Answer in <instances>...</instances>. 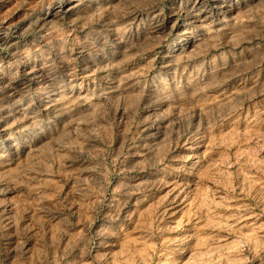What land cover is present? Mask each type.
<instances>
[{
	"label": "rangeland",
	"instance_id": "obj_1",
	"mask_svg": "<svg viewBox=\"0 0 264 264\" xmlns=\"http://www.w3.org/2000/svg\"><path fill=\"white\" fill-rule=\"evenodd\" d=\"M86 1L0 0V264H264V0Z\"/></svg>",
	"mask_w": 264,
	"mask_h": 264
},
{
	"label": "bare ground",
	"instance_id": "obj_2",
	"mask_svg": "<svg viewBox=\"0 0 264 264\" xmlns=\"http://www.w3.org/2000/svg\"><path fill=\"white\" fill-rule=\"evenodd\" d=\"M84 1H85V0H84ZM87 1H88V0H87ZM87 1H86V2H87ZM93 1H94V0H93ZM100 1H101V0H100ZM206 1H207V0H206ZM216 1H217V0H216ZM64 3H65V2H64ZM95 3H96V2H95ZM102 3H103V2H102ZM217 3H218V2H217ZM227 3H229V2H227ZM83 4H84V3H83ZM83 4H82V5H83ZM85 4H86V3H85ZM90 4H91V3H90ZM90 4H88V5H90ZM108 4H109V3H108ZM200 4H201V3H200ZM220 4H221V3H220ZM224 4H225V3H224ZM224 4H223V5H224ZM229 4H230V3H229ZM64 5H65V4H64ZM75 5H77V4H75ZM88 5H87V6H88ZM104 5H105V4H104ZM198 5H199V4H198ZM217 5H218V4H217ZM84 6H86V5H84ZM221 6H222V5H221ZM227 6H228V5H227ZM216 7H217V6H216ZM219 7H220V6H219ZM63 8H64V7H63ZM201 8H202V7H201ZM70 9H71V8H70ZM76 9H77V8H76ZM221 9H222V8H221ZM219 10H220V9H219ZM226 10H227V9H226ZM202 11H203V10H202ZM232 11H233V10H232ZM58 12H59V11H58ZM73 12H74V11H73ZM76 12H77V11H76ZM197 12H199V11H197ZM211 12H212V11H211ZM74 13H75V12H74ZM195 13H196V11H195ZM223 13H224V12H223ZM3 14H4V13H3ZM196 14H197V13H196ZM196 14H195V15H196ZM208 14H209V13H208ZM193 15H194V14H193ZM206 15H207V14H206ZM200 20H201V19H200ZM185 54H186V53H185ZM186 55H187V54H186ZM184 57H185V56H184ZM166 61H167V60H166ZM32 75H33V74H32ZM29 78H30V76H29ZM56 90H57V89H56ZM59 93H60V92H59ZM49 95H50V94H49ZM47 97H48V96H47ZM55 97H56V96H55ZM53 100H54V99H53ZM51 101H52V100H51ZM20 102H21V100H20ZM20 102H18V103H20ZM22 102H23V101H22ZM22 102H21V103H22ZM49 103H50V102H49ZM15 105H17V104H15ZM170 196H171V195H170ZM176 198H177V197H176ZM218 226H219V224H218ZM261 226H262V225H261ZM215 227H216V226H215ZM258 227H259V226H258ZM253 229H254V227H253ZM250 230H252V229H250ZM254 230H256V229H254ZM243 234H244V233H243ZM240 235H241V233H240ZM256 235H257V234H256ZM245 237H246V236H245ZM256 237H257V236H256ZM240 240H242V239H240ZM240 240H238V242H239ZM208 242H209V241H208ZM211 242H212V241H211ZM243 242H244V241H243ZM243 242H242V243H243ZM255 242H256V241H255ZM206 243H207V242H206ZM212 243H213V242H212ZM222 243H223V242H222ZM244 243H246V241H245ZM253 243H254V242H253ZM257 243H258V242H257ZM260 243H261V242H260ZM204 244H205V243H204ZM210 244H211V243H210ZM214 244H215V242H214ZM217 244H218V242H217ZM249 244H250V243H249ZM212 245H213V244H212ZM236 245H237V244H236ZM236 245L234 244V246H236ZM189 247H190V246H189ZM250 247H252V245H251ZM193 248H194V246H193ZM251 249H252V248H251ZM192 250H193V249H192ZM195 250H197V249H195ZM203 250H206V251H207V249H203ZM203 250H201V251H203ZM227 250H228V249H227ZM190 251H191V250H190ZM190 251H189V252H190ZM219 251H220V250H219ZM219 251H218V252H219ZM212 252H213V251H212ZM194 253H195V252H194ZM190 254L193 255V253H190ZM211 254H212V253H211ZM232 254H233V253H232ZM232 254H231V255H232ZM202 255H203V254H202ZM190 256H191V255H190ZM206 259H207V258H206ZM197 260H198V259H197ZM221 260H222V259H221ZM200 261H201V260H200ZM209 262H210V261H209ZM215 262H216V261H215ZM223 262H224V261H223ZM193 263H194V262H193ZM188 264H189V263H188Z\"/></svg>",
	"mask_w": 264,
	"mask_h": 264
}]
</instances>
